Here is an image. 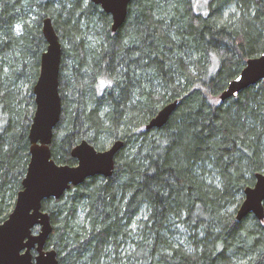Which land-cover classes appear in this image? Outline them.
Here are the masks:
<instances>
[{"label": "trees", "instance_id": "obj_1", "mask_svg": "<svg viewBox=\"0 0 264 264\" xmlns=\"http://www.w3.org/2000/svg\"><path fill=\"white\" fill-rule=\"evenodd\" d=\"M46 17L62 43L52 157L124 143L112 176L43 201L59 264H264V220L236 218L264 172V82L220 98L264 51V0H132L116 32L92 0H0V221L31 157Z\"/></svg>", "mask_w": 264, "mask_h": 264}, {"label": "water", "instance_id": "obj_2", "mask_svg": "<svg viewBox=\"0 0 264 264\" xmlns=\"http://www.w3.org/2000/svg\"><path fill=\"white\" fill-rule=\"evenodd\" d=\"M92 1L112 16L114 32L123 25L132 2ZM43 32L48 48L41 56L40 74L33 88L36 110L29 134L31 157L15 205L9 216L0 221V264H59L57 250L47 244L53 224L50 214L43 209V201L59 199L71 186L84 182L88 177L112 176L116 155L124 145L122 140H115L110 147L101 150L83 140L71 151L77 160L75 165L59 164L52 157L51 144L63 109L60 93L62 43L51 17L44 19ZM261 81L264 82V51L246 61L220 98L225 101L235 97L243 89ZM180 102L181 99H175L164 105L148 121L146 129L163 127ZM249 213L264 220V172L257 173L255 184L245 189L236 218L240 221Z\"/></svg>", "mask_w": 264, "mask_h": 264}, {"label": "rangeland", "instance_id": "obj_3", "mask_svg": "<svg viewBox=\"0 0 264 264\" xmlns=\"http://www.w3.org/2000/svg\"><path fill=\"white\" fill-rule=\"evenodd\" d=\"M111 144H112V142H108L107 145H106V148H107V147H110Z\"/></svg>", "mask_w": 264, "mask_h": 264}, {"label": "flooded vegetation", "instance_id": "obj_4", "mask_svg": "<svg viewBox=\"0 0 264 264\" xmlns=\"http://www.w3.org/2000/svg\"><path fill=\"white\" fill-rule=\"evenodd\" d=\"M35 252V251H34Z\"/></svg>", "mask_w": 264, "mask_h": 264}]
</instances>
